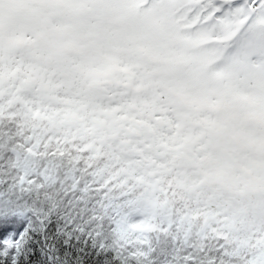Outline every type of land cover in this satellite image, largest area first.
Wrapping results in <instances>:
<instances>
[{"label":"trees","instance_id":"trees-1","mask_svg":"<svg viewBox=\"0 0 264 264\" xmlns=\"http://www.w3.org/2000/svg\"><path fill=\"white\" fill-rule=\"evenodd\" d=\"M0 45V264H264L253 143L180 109L138 115Z\"/></svg>","mask_w":264,"mask_h":264},{"label":"rangeland","instance_id":"rangeland-1","mask_svg":"<svg viewBox=\"0 0 264 264\" xmlns=\"http://www.w3.org/2000/svg\"><path fill=\"white\" fill-rule=\"evenodd\" d=\"M0 39L138 115L162 121L175 108L181 124H218L264 162V0H0ZM255 203L252 230L264 216Z\"/></svg>","mask_w":264,"mask_h":264},{"label":"snow or ice","instance_id":"snow-or-ice-1","mask_svg":"<svg viewBox=\"0 0 264 264\" xmlns=\"http://www.w3.org/2000/svg\"><path fill=\"white\" fill-rule=\"evenodd\" d=\"M12 264H16V262H15V254L13 253V262H12Z\"/></svg>","mask_w":264,"mask_h":264}]
</instances>
